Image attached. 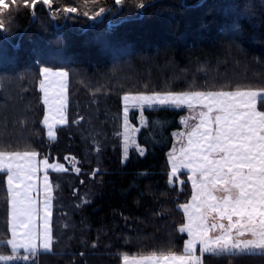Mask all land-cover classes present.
<instances>
[{"label": "trees", "instance_id": "obj_1", "mask_svg": "<svg viewBox=\"0 0 264 264\" xmlns=\"http://www.w3.org/2000/svg\"><path fill=\"white\" fill-rule=\"evenodd\" d=\"M6 3L0 11V27L4 21L7 29L0 30V150H34L68 169L48 171L54 243L51 252L29 255L31 264L185 255L180 206L192 188L185 170L169 185L168 154L189 108H145L143 116L130 109L129 129L138 131L128 136L145 154L129 146L124 160L122 97L264 91V0H52L51 11L38 7L35 15L20 0ZM66 7L76 12L62 13ZM100 8L106 9L102 19H93ZM42 67L68 72L67 123L56 127L53 140L42 124ZM256 109L264 111V97ZM8 223L0 173V256L13 255ZM201 264H264V253H205Z\"/></svg>", "mask_w": 264, "mask_h": 264}, {"label": "snow or ice", "instance_id": "obj_2", "mask_svg": "<svg viewBox=\"0 0 264 264\" xmlns=\"http://www.w3.org/2000/svg\"><path fill=\"white\" fill-rule=\"evenodd\" d=\"M14 4L17 0H12ZM24 10L36 14L38 7H47L51 11L52 0H20ZM121 5L123 0H115ZM7 7L6 0H0V11ZM143 7V5H141ZM106 9L100 8L93 19L102 15ZM74 7L62 9V13L72 14ZM0 30H7L4 25ZM47 79L48 69H42ZM63 78L65 72L56 73ZM40 88L45 92V82L41 81ZM257 91H165L153 93L125 94L123 115L125 124L124 160H127L129 146H135L141 156L144 149L135 144L128 136V116L130 109H139L141 116L145 108L181 109L187 106L201 105L206 111L199 113V124L187 133V147L176 155L173 149L168 154V162L172 171L169 173V185L181 168L191 173L192 204L181 205L187 223L179 231L186 232L188 239L184 242V256L169 255L166 264H201L200 258L193 256L197 244L200 252L220 255L222 253H264V111H257L255 101ZM45 104L48 100L45 99ZM63 105L61 104V107ZM47 128L50 140L55 138L53 131L57 124L67 123L63 113L58 118L55 113H45L42 121ZM181 123L187 124L185 118ZM214 125V127H213ZM180 136L181 133H173ZM39 154L34 150H0V173L6 174L7 203L11 219L12 236L6 243L11 245L13 255L0 256V264H11L22 259L28 264L29 255L39 251H52L54 243L49 227L51 216V188L48 170L67 172L61 164H51L47 157L37 161ZM67 159V157H65ZM43 168V229H34V217L39 219L40 208L34 200L33 191L36 189L34 177ZM77 175L81 169L76 167ZM99 170H95L98 172ZM83 183V181H81ZM181 183H184L181 181ZM220 192L221 196L214 193ZM210 213L218 214L219 220H227L228 224H213L218 228L219 235H209L207 218ZM235 218V220H234ZM17 229H22L18 232ZM233 231L235 235H233ZM250 238H243L245 236ZM19 237V238H18ZM23 249L26 255L19 256ZM83 255V253H81ZM124 264H148V261H129L126 257Z\"/></svg>", "mask_w": 264, "mask_h": 264}, {"label": "rangeland", "instance_id": "obj_3", "mask_svg": "<svg viewBox=\"0 0 264 264\" xmlns=\"http://www.w3.org/2000/svg\"><path fill=\"white\" fill-rule=\"evenodd\" d=\"M45 68L49 70L47 79L45 78V76L42 74V71H41L42 69H45ZM41 70H40L41 71V78L39 80L38 88H39V91L41 94V100H42V104H43V117H44L46 112L49 115H52L53 113H55L57 115V118H58L60 113H63V115L65 116V119L67 121V107H68V72H67V70L64 68H50V67H42ZM59 72H65V73H67V75L65 77L61 78L58 75H56V73H59ZM41 81L45 82V89L47 91V96H45V92L42 91L40 88ZM235 91H245V90H235ZM257 92L261 93V94L257 96L256 101H255V105H256L258 98L264 97V91L263 90H258ZM45 99L48 100L47 104L44 103ZM61 104L63 105L62 107H61ZM123 104H124V101H123ZM202 111H206V109H204L199 104L194 105L193 109H189V113L185 116V119L188 121H187V124H184V131L181 132L182 135L177 136V143H176V147H175L176 155H178V149H180V147L184 145L183 140L187 139V133L190 132L193 127H195L196 125L199 124V121H200L199 113ZM43 117H42V121H43ZM65 124H57L54 127L53 131L55 133V136H56V127L60 126V125H65ZM213 127H214V125H213ZM44 129H45L46 136L48 137L47 128L45 126H44ZM39 159L43 160L44 158H39ZM49 163L61 164V163H58L56 161L55 162L49 161ZM61 165H63V164H61ZM170 169L172 171L171 164H170ZM51 170L55 171L54 169H49L48 171H51ZM40 173H41V176L43 178L44 172H43L42 165H41ZM172 179H174V178H172ZM188 179H189V174H188ZM190 183L192 185V182H190ZM41 188H42V190H44L43 185ZM191 188H192V186H191ZM214 194L216 195V193H214ZM221 195H222V193L219 194V196H221ZM192 196H193V189H192L191 198L186 204H189V205L192 204ZM42 199H44V191L42 193ZM35 201L38 202L37 195H36ZM184 214H185V212H184ZM210 215H211L212 219L207 220V224L209 227V235H212V236L219 235L220 234L219 229L218 228H212V225L218 224V223H223V224H225V226H227L228 221L226 219L225 220H219L218 214H216V213H210ZM39 218H40V220L37 219L38 224L36 226H34V224H33V227H34V229L38 227L42 231V229H43V209H41V213L39 215ZM234 220H235V218H234ZM11 223L12 222H11V219L9 216V223L8 224L11 225ZM186 223H187V216L185 214V224ZM9 229L11 230V226H9ZM17 231L20 232V229H17ZM184 233L186 235V240H187L189 237H188L186 232H184ZM12 238H13V236H12ZM243 238H250V237H248L246 235ZM9 246L11 248V245H9ZM199 248H200V246H199V244H197L195 251L193 252V256L199 257L200 261H201V258L203 256V254H205V253L202 254L201 252H199ZM21 250H23V249H21ZM175 256H183V255H175ZM125 257L129 261H132V260L141 261V260H143V261H148V264H166V259L168 256L124 255L122 257V264H124ZM169 264H170V262H169Z\"/></svg>", "mask_w": 264, "mask_h": 264}, {"label": "crops", "instance_id": "obj_4", "mask_svg": "<svg viewBox=\"0 0 264 264\" xmlns=\"http://www.w3.org/2000/svg\"><path fill=\"white\" fill-rule=\"evenodd\" d=\"M257 110V109H256ZM258 111V110H257ZM183 142H184V145L183 146H181L180 147V149H178V155L177 156H180L181 155V152H180V150L182 149V148H186L187 147V139L186 140H183ZM37 161H40V159L37 157ZM180 170H185V171H187L188 172V174H189V176L191 175V173L188 171V169H186V168H181ZM5 179H7V177H6V174H5ZM189 182H191L190 180H189ZM34 183L36 184V189L33 191V197H34V200L36 199V195H37V198H38V206H39V208H40V212H39V215H40V213H41V209H43V199H42V193H43V191L44 190H42V185H43V178H42V176H41V173H40V171L37 173V176L36 177H34ZM190 185H191V183H190ZM192 186V185H191ZM219 194H221L220 192H216V196L218 195L219 196ZM215 195V194H214ZM212 219V217H211V215L209 214L208 215V218H207V220H211ZM39 220H40V218H39ZM34 226H36L37 224H38V220H37V218L36 217H34ZM9 226H11V225H9ZM22 231V229H20V232ZM10 232H11V236H10V238H9V240H11V238H12V229L10 230ZM199 252H200V248H199Z\"/></svg>", "mask_w": 264, "mask_h": 264}, {"label": "water", "instance_id": "obj_5", "mask_svg": "<svg viewBox=\"0 0 264 264\" xmlns=\"http://www.w3.org/2000/svg\"><path fill=\"white\" fill-rule=\"evenodd\" d=\"M102 17H103V14L97 19V20H100V19H102Z\"/></svg>", "mask_w": 264, "mask_h": 264}, {"label": "flooded vegetation", "instance_id": "obj_6", "mask_svg": "<svg viewBox=\"0 0 264 264\" xmlns=\"http://www.w3.org/2000/svg\"><path fill=\"white\" fill-rule=\"evenodd\" d=\"M233 235H235V232L233 231Z\"/></svg>", "mask_w": 264, "mask_h": 264}]
</instances>
